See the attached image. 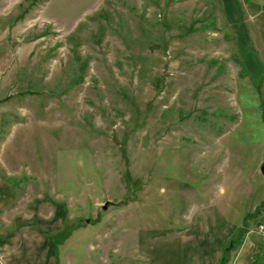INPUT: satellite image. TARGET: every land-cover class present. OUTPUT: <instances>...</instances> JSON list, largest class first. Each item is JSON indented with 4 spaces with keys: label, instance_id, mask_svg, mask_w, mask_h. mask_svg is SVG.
Segmentation results:
<instances>
[{
    "label": "rangeland",
    "instance_id": "374dc122",
    "mask_svg": "<svg viewBox=\"0 0 264 264\" xmlns=\"http://www.w3.org/2000/svg\"><path fill=\"white\" fill-rule=\"evenodd\" d=\"M262 161L264 0H0V264H264Z\"/></svg>",
    "mask_w": 264,
    "mask_h": 264
},
{
    "label": "built area",
    "instance_id": "2783aa9c",
    "mask_svg": "<svg viewBox=\"0 0 264 264\" xmlns=\"http://www.w3.org/2000/svg\"><path fill=\"white\" fill-rule=\"evenodd\" d=\"M256 230L261 240L264 242V214L256 223Z\"/></svg>",
    "mask_w": 264,
    "mask_h": 264
},
{
    "label": "water",
    "instance_id": "95a60500",
    "mask_svg": "<svg viewBox=\"0 0 264 264\" xmlns=\"http://www.w3.org/2000/svg\"><path fill=\"white\" fill-rule=\"evenodd\" d=\"M259 171L264 179V161L259 164ZM106 206V201L102 204V208Z\"/></svg>",
    "mask_w": 264,
    "mask_h": 264
},
{
    "label": "trees",
    "instance_id": "16d2710c",
    "mask_svg": "<svg viewBox=\"0 0 264 264\" xmlns=\"http://www.w3.org/2000/svg\"><path fill=\"white\" fill-rule=\"evenodd\" d=\"M56 241H58V240H56Z\"/></svg>",
    "mask_w": 264,
    "mask_h": 264
}]
</instances>
